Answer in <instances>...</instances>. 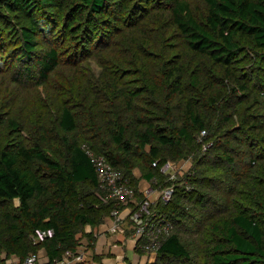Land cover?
Here are the masks:
<instances>
[{
  "label": "trees",
  "instance_id": "trees-1",
  "mask_svg": "<svg viewBox=\"0 0 264 264\" xmlns=\"http://www.w3.org/2000/svg\"><path fill=\"white\" fill-rule=\"evenodd\" d=\"M131 1H148L153 5L158 2V0ZM161 1L170 8L172 26L182 34L191 52L208 58L218 72H225V77L233 86L231 93L226 99L211 89L204 97L199 90L196 91L201 85L202 70H199L198 75L192 79L196 88L189 96L182 86L180 67H174L170 69L164 81L166 93L147 83L138 89H131L130 84L122 85L125 89L126 103L115 110L113 104L106 101L107 106L113 108L112 116L93 113V105L89 110L92 112H89L87 118L78 122L70 108L62 107L57 126L65 133L61 138L67 160L65 163L54 161L39 141L32 146L21 141L14 144L2 141L0 208L4 204L9 207L12 202L18 201L21 215H14L9 210L3 213L0 211V262L2 253H6L8 257L16 255L24 259L29 253L35 252L37 248L33 245L31 237L38 230H53L55 233L42 244L51 259L75 252L79 245L80 233L88 239L90 248H94L96 237L93 232L87 234L86 227H91L93 231L97 230L117 207L100 187L88 152L105 157L114 168L130 179L133 187L139 182L135 176L138 168L147 171L144 179L149 182L155 180L156 186L165 187L171 186L172 183L154 169L152 164L158 159L163 162L171 161L160 157L158 148L167 147L175 154L176 160L186 161L191 158L196 184L209 186L207 188L217 192L218 196L220 192L230 193L229 190L214 187L206 180L204 174L207 171L200 169L203 164V144L197 141L195 132H205L203 142L211 140L215 146L218 136L216 131L222 129L221 125L232 120L230 113L236 108L233 106L234 103L239 107L245 102L238 93L252 92L248 85H242L234 75L233 66L240 59L242 52L240 46L243 41L249 42L264 59V0H202L206 5V13L200 20L194 16L189 0ZM1 2L9 12L20 14L25 23L24 21L20 23L14 39L18 43V51L11 58L15 56V62L18 63L16 67L14 62L5 65V51L1 52L6 50L5 42L0 37V71L6 67L13 83H26L35 80L33 77L35 66L38 74L36 80L41 86L49 83L51 76L60 66L59 52L51 43L55 41V32L60 26L59 33L62 36L74 39L82 33L81 38L90 46L99 37L106 36L107 29L116 28L117 23L112 22V17L121 24H127L134 11L133 8L127 7L124 0L112 2L1 0ZM55 8L57 11H51ZM56 26L59 27L56 29ZM133 30L136 33L142 31L139 27H134ZM144 66L143 64L145 73ZM203 77L211 86L213 77ZM115 86L117 85L114 83L108 91H113ZM142 94L152 97L151 106L159 112L157 117L155 113L153 120L138 118L136 115L134 102ZM178 95L182 99L174 104L179 98ZM181 116L185 120L182 121V125L177 126L176 119ZM259 120L260 117L244 119L242 121L244 128L240 133L254 128L264 130ZM252 121L257 127L247 126ZM155 122H164L169 126L163 128L154 125ZM9 125L16 133L25 131L13 119ZM230 137L228 133L226 138ZM223 148V161L232 165L233 160L227 152L229 143L226 142ZM250 164L254 166L255 162L251 161ZM262 170L264 173V168ZM42 171L45 177L50 179L52 188H47L39 177ZM183 180L182 182H185ZM81 185H89L93 192L81 193L79 190ZM175 189L172 201L169 204L161 203L158 210L173 222L177 232L164 242L155 264L173 262L178 264L189 260L191 253L177 233L187 234L194 229L198 232L197 230H203L205 226L209 228V233L204 235L192 251L194 255L206 252V247L211 244L210 236H220L223 242L216 244L211 250L213 264H264V221L259 219L257 214L248 217L237 213L232 219L207 224L205 222L213 217L210 212H203V208L210 205L218 212L216 207L219 201L209 202L206 195L191 193L184 185H175ZM258 197L261 199L258 209L264 212V195L258 193ZM35 199H39V202L32 207L31 202ZM191 202L202 206V209H195L197 219L187 213L191 208L187 210L186 204ZM202 217L207 218L203 220ZM213 240L211 242H214Z\"/></svg>",
  "mask_w": 264,
  "mask_h": 264
},
{
  "label": "rangeland",
  "instance_id": "rangeland-1",
  "mask_svg": "<svg viewBox=\"0 0 264 264\" xmlns=\"http://www.w3.org/2000/svg\"><path fill=\"white\" fill-rule=\"evenodd\" d=\"M124 2L127 7L134 9L127 24H121L119 20L112 17V22L117 23L116 28L107 29L106 36L103 35L96 41L94 40L95 42L90 46H87V41L81 38L82 33H79L74 38L75 40L70 37L65 38L59 33L61 26H58L59 28L56 26L58 29L55 32V41L51 43L59 52L60 66L46 86L39 85L36 80L38 74L35 66L33 68L35 80H29L26 83H13L6 67L0 71V143L5 141L14 144L21 141L32 146L39 141L54 161L65 163L67 160H65V151L61 143V138L65 136V133L57 126L62 107L70 108L78 122L87 118L89 112H92L89 110L93 105V113L99 112L112 116L113 108H109L106 101L113 104L115 110L126 103L125 89L122 85L130 84L131 89H138L147 83L166 93L164 81L170 69L174 67H180L182 86L189 96L196 88L192 79L198 75L199 70H202L201 85L196 91L199 90L200 94L206 97L212 89L227 99L233 86L225 77V72H218L208 58L191 52L182 34L172 26L170 8L165 3L161 0L154 5L149 4L148 1L124 0ZM188 2L194 16L198 20L202 19L206 13V5L203 1L189 0ZM51 11L55 12L57 9H51ZM22 19L20 14L11 13L2 6L0 0V37L4 39V49H6L1 52L5 51V65H11L12 62L15 63V67L18 65L15 62V56L13 58L11 56L17 54L18 51V43L14 39L20 23L24 21ZM134 27H139L142 31L136 33L133 30ZM240 48L242 49L240 59L233 66L234 75L242 85H248L252 92L244 94L240 91L238 93L239 97L245 99V102L239 107L234 103L233 106L236 108L230 113L232 120L221 125L222 129L216 131L218 136H216L215 146L211 140L203 142L205 136L203 132H195L197 141L203 144V164L200 169L207 171L204 174L206 180L214 187L229 190L230 193L220 192L218 196L217 192L207 188L209 186L196 184L192 173L194 165L191 158L187 160L189 161L188 174L179 178L175 183L178 186H186L191 193L206 195L209 202L219 201L216 207L218 212L214 211V207L210 205L203 208V212H210L213 217L205 222L207 224L232 219L237 213L248 217L257 214L258 218L264 221V212L258 209L261 203L258 193L264 195V173L262 172L264 168V130L254 128L240 133L244 128L242 121L248 117H260L259 123L264 126V59L247 41H243ZM141 62L145 65V73ZM203 76L213 77L211 86ZM114 83L117 86L113 91H108ZM178 97L174 104L181 101L182 98L179 95ZM151 100L152 97L147 94H142L135 100L134 107L138 118L153 120L155 113H157L156 117L158 116L159 112L151 106ZM12 119L25 131L22 133L13 131L9 125ZM183 120H185L183 116L177 118V126L182 125ZM154 125L163 128L169 126L164 122H155ZM253 125L256 126L254 121L247 126ZM228 133L231 135L230 138H226ZM69 136L72 137V135ZM42 137L45 139L43 140ZM226 142L229 143L227 152L233 160L232 165L226 164L222 159L224 157L223 145H226ZM158 149L161 153L160 157L172 162L176 161V163L180 161L176 160L175 154L167 147L161 148L160 146ZM251 161L255 162L254 166H251ZM136 172L141 180H146L143 177L147 171L138 168ZM39 177L42 178L47 188H52V183L45 177L44 171ZM182 179L185 182H182ZM79 190L81 193L93 192L89 185H81ZM38 202L39 199L33 200L31 206L33 207ZM19 206V202L14 201L9 207L4 204L0 211L3 213L9 210L14 215H21ZM186 209H190L187 213L197 219L195 209H202V206L191 202L186 204ZM197 231L194 229L187 234L177 233L191 253L189 260L178 264H213L212 247L222 243L223 240L220 236H210L209 243L211 244L206 247V252L194 255L192 251L204 235L209 233V228L205 226L203 230ZM80 234L78 239L81 238ZM212 239L214 242H211Z\"/></svg>",
  "mask_w": 264,
  "mask_h": 264
},
{
  "label": "built area",
  "instance_id": "built-area-1",
  "mask_svg": "<svg viewBox=\"0 0 264 264\" xmlns=\"http://www.w3.org/2000/svg\"><path fill=\"white\" fill-rule=\"evenodd\" d=\"M203 134L205 135V132ZM88 156L98 176L100 187L106 192L107 198L112 200L117 207L100 226L109 221L110 224L104 226V231L112 235L127 237L133 252L140 256L145 255L144 264H155L164 242L175 232L173 222L162 215L158 208L161 203L169 204L174 198L175 183L179 178L188 174L189 161L180 160L176 163L172 161L163 162L160 159L155 160L152 167L158 170L172 185L158 187L155 180L153 182L145 180L146 182L140 186V182L144 180L135 174L139 182L136 187H133L130 179L126 178L120 170L114 168L105 157L96 156L92 152H88ZM93 234L97 243L100 235ZM54 235L53 230H38L32 237L33 245L37 248L35 252L29 253L24 259H20L16 255L8 257L6 253H2L0 264L92 263L89 256H92L96 243L91 249L89 242H82L84 238L82 235H80L82 237L79 238V245L75 252H69L60 258L51 259L42 244ZM93 256L95 255L93 254ZM119 258L123 260L125 256L119 255ZM116 259L119 260L118 257Z\"/></svg>",
  "mask_w": 264,
  "mask_h": 264
},
{
  "label": "crops",
  "instance_id": "crops-1",
  "mask_svg": "<svg viewBox=\"0 0 264 264\" xmlns=\"http://www.w3.org/2000/svg\"><path fill=\"white\" fill-rule=\"evenodd\" d=\"M135 174L138 176V172L135 171ZM139 177V176H138ZM146 181L140 182V186H142ZM110 222L106 221L105 225H109ZM105 225L100 226L97 230L90 228H86L85 232L91 234V232L96 235H100L98 237L97 243L95 245V250L92 253V256H89V260H92L91 264H144L146 259L145 255L140 256L133 252L131 244L128 242V238L123 235H112L104 231ZM104 231V232H103ZM82 235V234H80ZM84 238L82 242H88V239L85 235H82ZM81 236V237H82ZM90 245V243H89ZM91 252V251H90ZM93 254L95 256H93ZM91 255V253H90ZM119 255L125 256L123 260L119 258ZM118 257L119 260L116 258Z\"/></svg>",
  "mask_w": 264,
  "mask_h": 264
}]
</instances>
